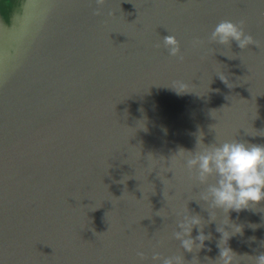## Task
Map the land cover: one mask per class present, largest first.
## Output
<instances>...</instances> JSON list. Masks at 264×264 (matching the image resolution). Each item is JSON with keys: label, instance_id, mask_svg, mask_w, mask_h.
Wrapping results in <instances>:
<instances>
[{"label": "water", "instance_id": "95a60500", "mask_svg": "<svg viewBox=\"0 0 264 264\" xmlns=\"http://www.w3.org/2000/svg\"><path fill=\"white\" fill-rule=\"evenodd\" d=\"M95 8L0 0V264H153L154 252L213 264L228 218L242 228L227 242L235 264H254L264 203L209 223L183 161H169L201 135L205 145H264V0H106L99 17ZM225 19L243 20L258 47L209 44ZM166 35L183 62L168 56ZM188 211L211 237L199 252L172 238L176 213Z\"/></svg>", "mask_w": 264, "mask_h": 264}, {"label": "clouds", "instance_id": "9594fccd", "mask_svg": "<svg viewBox=\"0 0 264 264\" xmlns=\"http://www.w3.org/2000/svg\"><path fill=\"white\" fill-rule=\"evenodd\" d=\"M105 4L106 0H95L96 8L93 15L101 16ZM244 26L243 20L239 22L221 20L211 31L208 43L231 46L235 42L241 50L248 49L251 45L258 47L254 38L245 32ZM204 43L205 41L195 38L191 41V47L201 48ZM162 44L169 57L184 61L180 42L175 35L164 36ZM160 46L156 45L157 48ZM177 84L181 90L187 87L182 82H174L172 88L177 93L186 92L178 91ZM180 161H183L182 166L187 170L189 178L194 181V188L200 189V201L207 205L210 214L209 223L216 221V213H223L228 218L230 211L239 213L264 203V145L249 144L237 139L223 142L216 140L215 143L205 145L201 135L194 152L181 149L171 157L170 168ZM176 216L177 230L172 233V238L179 241L184 252H199L204 248L205 241L211 238L203 232L205 226V223H202L203 219L199 215L189 214V211L187 214L177 212ZM224 226L230 227L231 232ZM224 226L217 228L221 234L218 243L220 251L218 259L212 261L213 264H235L237 255L227 246V242L232 235L241 233L242 228L230 223L229 218ZM193 228L199 230L195 239L192 238ZM164 242L163 239L160 240L159 246H163ZM137 256L141 261L146 259L143 251H137ZM252 257L254 264H264V252ZM152 261L153 264H185L183 256H161L158 252L153 253Z\"/></svg>", "mask_w": 264, "mask_h": 264}]
</instances>
